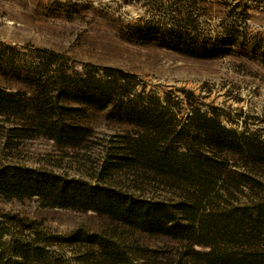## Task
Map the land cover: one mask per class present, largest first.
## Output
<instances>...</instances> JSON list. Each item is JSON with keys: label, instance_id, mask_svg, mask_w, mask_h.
I'll use <instances>...</instances> for the list:
<instances>
[{"label": "trees", "instance_id": "obj_1", "mask_svg": "<svg viewBox=\"0 0 264 264\" xmlns=\"http://www.w3.org/2000/svg\"><path fill=\"white\" fill-rule=\"evenodd\" d=\"M172 13L170 21L136 24L132 37L194 53L201 41ZM182 92L150 93L121 68L79 69L53 49L0 40V120L16 137L82 151L96 134L85 122L91 113L129 126L96 181L1 164L0 197L35 198L112 223L114 234L79 229L62 238L79 247L65 264H264V139L227 126L193 91ZM120 172L133 188L108 183ZM42 235L34 221L0 217V264H62L53 238ZM141 235L180 247H152Z\"/></svg>", "mask_w": 264, "mask_h": 264}, {"label": "rangeland", "instance_id": "obj_2", "mask_svg": "<svg viewBox=\"0 0 264 264\" xmlns=\"http://www.w3.org/2000/svg\"><path fill=\"white\" fill-rule=\"evenodd\" d=\"M168 1L0 0V40L53 49L79 69L88 64L121 68L137 76L140 90L161 96L182 98L183 89L191 90L203 108L227 126L264 139V0H176L171 7ZM173 10L179 14V25L201 41H195L194 53L132 37L136 24L170 21ZM85 122L96 130L91 143L82 151H66L47 137L22 140L12 124L0 120V165L19 164L96 181L129 126L102 112L91 113ZM108 183L125 189L134 185L124 172ZM16 216L36 222L42 236L53 238L50 248L62 257V264L79 248L62 243V238L79 229L115 232L107 218L94 212L44 207L35 198L0 197V217ZM138 239L152 247H180L166 239Z\"/></svg>", "mask_w": 264, "mask_h": 264}]
</instances>
